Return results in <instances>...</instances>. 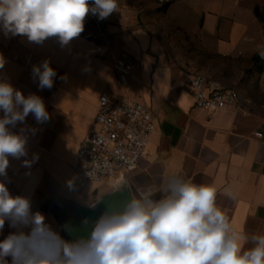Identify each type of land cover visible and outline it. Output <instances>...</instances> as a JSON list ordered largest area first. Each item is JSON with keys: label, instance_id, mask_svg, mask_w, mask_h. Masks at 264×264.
Instances as JSON below:
<instances>
[{"label": "crops", "instance_id": "crops-1", "mask_svg": "<svg viewBox=\"0 0 264 264\" xmlns=\"http://www.w3.org/2000/svg\"><path fill=\"white\" fill-rule=\"evenodd\" d=\"M118 4V11L104 20L88 15L84 31L66 47L55 37L37 45L0 31V56L6 61L0 78L25 96H40L50 114L44 124H37L31 114L26 118V126L38 129L35 135L28 133L26 158L36 153L39 160L27 169L21 160L10 158V182L6 181L10 194L27 196L33 212L43 213L61 236L71 239L62 226L98 217L107 205L123 204L132 191L159 189L169 177L178 176L213 185L218 206L239 231L264 235V137L256 135H264V104L253 96L242 98L240 108H198L188 91L189 64L164 41L174 37L167 32L175 27L207 54L233 64L248 63V77L257 81V93H264V68L258 71L261 58L264 62V0H164V4L118 0ZM123 55L139 62L129 87L119 85L114 67ZM45 60L57 76L51 89L40 90L32 67ZM102 94L127 95L145 103L157 128L148 155L136 169L121 178L81 185L72 163ZM121 184L126 188L108 193ZM98 198L96 208H89ZM11 231L6 221L0 240Z\"/></svg>", "mask_w": 264, "mask_h": 264}, {"label": "clouds", "instance_id": "clouds-1", "mask_svg": "<svg viewBox=\"0 0 264 264\" xmlns=\"http://www.w3.org/2000/svg\"><path fill=\"white\" fill-rule=\"evenodd\" d=\"M118 8V0H0V31L37 45L55 37L66 47L84 31L89 14L104 20ZM5 62L0 56V69ZM56 76L47 60L32 67L40 90L51 89ZM0 112V234L6 221L13 229L0 240V264H264V235L239 231L218 206L213 185L178 176L159 189L132 191L123 204L107 205L98 217L62 226L71 237L65 239L43 213L32 211L27 196L11 195L6 183L10 158L27 169L39 160L36 153L26 158L28 133L38 129L25 122L29 114L37 124L49 121L43 99L25 96L0 78ZM17 125L22 127L14 131Z\"/></svg>", "mask_w": 264, "mask_h": 264}, {"label": "built area", "instance_id": "built-area-1", "mask_svg": "<svg viewBox=\"0 0 264 264\" xmlns=\"http://www.w3.org/2000/svg\"><path fill=\"white\" fill-rule=\"evenodd\" d=\"M114 67L119 74V85L129 87L139 62L123 55L114 62ZM188 91L194 96L196 106L206 111L243 106L235 87L200 73L188 76ZM156 128L154 114L145 103L127 95L102 94L95 120L72 163L78 184L103 183L132 172L148 155ZM256 135L264 137L262 133Z\"/></svg>", "mask_w": 264, "mask_h": 264}, {"label": "rangeland", "instance_id": "rangeland-1", "mask_svg": "<svg viewBox=\"0 0 264 264\" xmlns=\"http://www.w3.org/2000/svg\"><path fill=\"white\" fill-rule=\"evenodd\" d=\"M155 1L162 3L160 0ZM169 34L174 35V37L165 39V44L171 52H177L178 56L184 58L185 62L189 64L192 73H200L225 85L235 87L239 91L241 99L254 96L258 99V103L264 104V93L262 91L261 94L257 93V81L248 77L250 70L248 63L244 65L242 63L233 64L214 55L207 54L200 50L195 40L175 27L171 32H167V35ZM241 68L245 69V73Z\"/></svg>", "mask_w": 264, "mask_h": 264}, {"label": "trees", "instance_id": "trees-1", "mask_svg": "<svg viewBox=\"0 0 264 264\" xmlns=\"http://www.w3.org/2000/svg\"><path fill=\"white\" fill-rule=\"evenodd\" d=\"M255 59L257 60V62H260V60H259L260 59V55L259 56H256ZM263 68H264V62H263V60L261 58L260 65L258 66L259 73H262Z\"/></svg>", "mask_w": 264, "mask_h": 264}]
</instances>
